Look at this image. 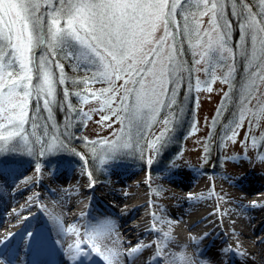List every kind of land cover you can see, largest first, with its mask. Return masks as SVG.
Instances as JSON below:
<instances>
[{
  "label": "rangeland",
  "instance_id": "1",
  "mask_svg": "<svg viewBox=\"0 0 264 264\" xmlns=\"http://www.w3.org/2000/svg\"><path fill=\"white\" fill-rule=\"evenodd\" d=\"M253 1L256 9L240 0H236V7L251 8L256 19L260 20L264 4L260 0ZM181 3L183 11L178 9L176 24L169 27L173 35L180 33L175 42L169 36L161 46L163 23L158 22L153 27L145 21L134 30L129 53L119 64L103 50L101 55L105 59L96 58L94 64L71 57L83 69H88V75L70 79L64 69L65 83L56 86L57 104L53 106L51 120L47 119L48 112L43 109L34 113V101H29V117L36 116L37 127L33 128L31 121L25 124L22 135L27 137L26 141L16 136L8 141L0 140V160L4 161V169L9 168L12 174L35 166L50 168L68 164L70 170L80 167L84 174H88L85 164L90 161L94 175L100 177L93 183L110 187L114 173L123 170L122 165L132 162L139 167L127 169L129 172L142 171L163 187L172 185L168 178L188 183H192L194 175L203 178L212 186L208 194L211 198H215L214 183L221 192L230 195L239 190L238 184L264 187V80L250 75L258 71L264 75V64L259 58L251 64L243 58L241 45L251 53L250 39L242 40L241 24L245 21L232 15V0H224L225 19L231 28L227 30V36H223L225 29L214 30L209 23L211 13L201 15L205 9L199 0H181ZM46 8L44 6L42 11ZM185 18L190 26L188 33L181 32ZM66 22L67 17L61 16L60 26H66ZM197 22L198 34L191 31ZM222 41H226L229 51L217 50ZM184 43L192 57L190 69L181 59ZM173 45L179 49L174 62L169 60L170 46ZM155 49L159 51L154 53ZM41 51L36 49L37 54ZM60 57L63 58L58 56L57 59ZM145 59L153 63L145 64ZM230 65L236 69L231 75L228 74ZM136 69L142 70L139 75ZM146 69L151 71H143ZM52 71L54 77L59 76L55 64ZM162 71L168 95L173 88L172 81L179 82L175 103L170 108H161L158 115H151L146 107L136 115L132 105L141 85L135 81L143 76L142 90L146 96L150 95V89L159 86ZM125 81H128L126 87L132 91L124 102L125 107H121ZM113 87L115 93L107 91ZM65 88L70 93L71 107L63 100ZM168 95L163 97L165 103ZM8 107L11 109L10 105ZM113 110L116 115L112 114ZM14 111L0 114V135L7 136L13 130L4 117ZM103 116L109 118L104 120ZM164 120L169 121L166 130ZM162 132L163 137L157 140ZM149 160L160 165L165 160L163 169L166 173L153 176L147 173L142 167ZM203 169L207 173H203ZM8 172H0V183L3 179L1 173L7 175ZM158 189L160 191L153 192L155 197L167 196L165 190ZM1 194L9 199L5 191ZM230 195L225 198V203L233 202Z\"/></svg>",
  "mask_w": 264,
  "mask_h": 264
},
{
  "label": "bare ground",
  "instance_id": "2",
  "mask_svg": "<svg viewBox=\"0 0 264 264\" xmlns=\"http://www.w3.org/2000/svg\"><path fill=\"white\" fill-rule=\"evenodd\" d=\"M79 168L9 170L1 179L0 264H24L16 251L40 240L49 264H264V187L238 184L214 199L195 175L163 187L130 171L106 187L87 185ZM133 248L140 251L130 255Z\"/></svg>",
  "mask_w": 264,
  "mask_h": 264
},
{
  "label": "snow or ice",
  "instance_id": "3",
  "mask_svg": "<svg viewBox=\"0 0 264 264\" xmlns=\"http://www.w3.org/2000/svg\"><path fill=\"white\" fill-rule=\"evenodd\" d=\"M199 2L205 9L201 15L211 13L209 23L213 29L223 28L225 29L223 36H227V30L231 28V24L225 19L224 0H199ZM260 3L264 4V0H260ZM232 4V15L240 16L245 21L241 24L242 40L249 38L251 42V53L243 48V45L240 46L243 49V58L250 64L259 58L264 64V13L260 14L261 19L257 20L251 8L245 6L243 9H237L236 0H232ZM44 6L47 8L42 11ZM178 9L183 11L181 0H77V2L74 0H0V114L15 110L14 114L4 117L13 130L7 136L0 135V140L8 141L16 136L26 141L27 137L22 135L25 132V124L31 121L32 127H37L36 116L29 117L30 100L34 101V113H39L43 109L48 112L47 119H52L53 106L57 104L56 86L63 85L66 79L64 65L57 59L58 56H63L64 59L75 57L77 61L94 64L97 62L96 58L100 61L105 59L101 55L103 50L107 56L119 64L128 55L132 44L130 37L135 35L134 30L141 22H150L153 27L158 22H162L164 36L160 40V45L162 46L169 36L175 42L176 35L180 33L173 35L169 27L176 24ZM61 16L67 17L64 27L59 24ZM189 31L190 26L185 18L181 32ZM191 31L199 33V22ZM258 43L259 49H257ZM36 49H42L41 53L37 54ZM217 50L229 51L226 41H222ZM158 51L159 49L153 50L154 53ZM178 53L177 47L170 46L169 60L174 62L175 54ZM144 63L152 64L153 61L145 59ZM53 64L59 70L58 77H54ZM256 67L259 68V65ZM135 71L139 75L142 70ZM143 71L150 72L151 69ZM235 71V66L230 65L228 74L231 75ZM250 75L264 80V75H260L259 71ZM14 76L17 78L13 79ZM127 83L128 81H125V85L122 86L125 94L120 97L121 107H125L124 102L127 100L128 93L132 91L126 87ZM135 83L141 85V90L136 91L135 103L132 105L136 115H139L140 109L145 107L150 110L151 115H158L161 108H170L175 103L179 82L172 81L173 88L168 95L163 71L159 86H153L150 89V95L146 96L142 90L143 76ZM107 91L115 93L116 90L113 87ZM75 94L80 95V93ZM69 95V90L63 89L64 101H68ZM165 95H168L167 103L163 99ZM68 106L71 107L70 101ZM112 114L117 113L113 110ZM84 115L87 117V113ZM108 118V116L102 117L104 120ZM163 123L166 130L169 121L164 120ZM163 135L162 132L157 140H160ZM3 168L4 161L0 160V171ZM139 251V248H133L130 255ZM180 259L183 260V257Z\"/></svg>",
  "mask_w": 264,
  "mask_h": 264
},
{
  "label": "trees",
  "instance_id": "4",
  "mask_svg": "<svg viewBox=\"0 0 264 264\" xmlns=\"http://www.w3.org/2000/svg\"><path fill=\"white\" fill-rule=\"evenodd\" d=\"M243 2L248 3V5H250V7L252 9H256L255 3H254L253 0H243ZM181 59H183V62L185 64V66L189 67L188 69H190L191 65H192V57L190 55V52L187 50V48L185 46V43L183 44L182 58ZM60 60L64 63L63 64L64 65V69L66 71V75H67L68 78H70V79L73 78L74 79V78H78V77H82V76L88 75L87 74V72H89L88 69H86V68L83 69L79 65V62L74 61L71 57H69L67 59H63V58L60 57ZM77 65H79V66H77ZM75 66H77V67H75ZM69 86L70 85H68L67 87H69ZM73 87H75V86L73 85ZM87 162H88L87 163V169L91 173H93V170H94V169H92L93 165L90 163V161H87ZM150 166H152L153 169H157V168H155L153 163Z\"/></svg>",
  "mask_w": 264,
  "mask_h": 264
}]
</instances>
